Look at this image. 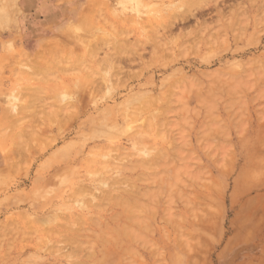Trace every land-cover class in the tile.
<instances>
[{"label": "clouds", "instance_id": "clouds-1", "mask_svg": "<svg viewBox=\"0 0 264 264\" xmlns=\"http://www.w3.org/2000/svg\"><path fill=\"white\" fill-rule=\"evenodd\" d=\"M0 264H264V0H0Z\"/></svg>", "mask_w": 264, "mask_h": 264}]
</instances>
